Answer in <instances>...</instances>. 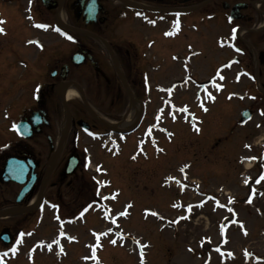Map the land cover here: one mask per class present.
Here are the masks:
<instances>
[{"label": "flooded vegetation", "instance_id": "1", "mask_svg": "<svg viewBox=\"0 0 264 264\" xmlns=\"http://www.w3.org/2000/svg\"><path fill=\"white\" fill-rule=\"evenodd\" d=\"M14 1L22 0H2L1 7ZM27 10L37 16L25 22L34 29L31 37L17 40L14 35L23 28L6 23L0 33L3 120L10 122L0 129L5 134L0 143V209L7 206L0 211V259L6 258V264L19 238L25 245H20L21 254L52 250L46 247L56 243L53 236L33 238L41 219L70 222L85 201L101 198L98 189L104 185L88 173L81 142L95 144L97 136L117 142L119 132L111 124L132 121L133 109L135 121H151L152 108L163 105L153 103V94L166 89L153 84L154 73L161 77L157 73L170 63L172 70L183 72L185 58H209L216 52L224 59L218 67L234 61L241 77L255 67L256 77L264 81V0H32ZM189 25L201 42L183 46L180 38ZM204 68L207 78L195 80L213 89L216 69ZM71 87L79 90L78 97L66 96ZM20 122L28 134H20ZM10 158L21 166L20 181L2 178ZM71 158L78 168L68 173ZM33 221L31 230L27 225Z\"/></svg>", "mask_w": 264, "mask_h": 264}, {"label": "rangeland", "instance_id": "2", "mask_svg": "<svg viewBox=\"0 0 264 264\" xmlns=\"http://www.w3.org/2000/svg\"><path fill=\"white\" fill-rule=\"evenodd\" d=\"M31 1H14L2 9L0 0V15L6 18L7 26L26 29L18 30L14 35L17 40L34 33L32 26L25 24L37 20L35 13L34 17L27 10ZM194 29L188 26L180 44L201 42ZM220 56L215 52L209 58H185L183 72L172 70L175 66L170 63L157 73L161 77H154V73L153 84L165 88L176 81L182 84L168 101L169 107L165 106L160 121L153 122L156 105L151 121L142 122L126 141L119 139L121 152L115 151L116 156L107 153L99 142H81L92 162L88 173L104 185L98 189L101 198L87 213L70 217V222H50L47 218L41 219L39 226L30 222L28 228H38L32 230L33 238L53 236L56 243L46 247L50 251L37 249L31 254L26 249L10 264H225L211 250L212 245L221 243L222 230L228 238L227 250L238 255L228 264H264V183L261 189L251 190L253 182L243 186L241 177L242 173L255 177L264 165V81L256 77L255 67L244 72V77L239 76V64L225 70L227 88L219 93L199 94L195 81L183 80L187 75L205 80L208 74L204 65L214 72L224 61ZM160 96V92L153 94V103L160 101ZM5 97L0 92V122L4 119ZM172 103L186 109L176 120ZM246 107L254 112L249 121L241 119V110ZM186 112L194 117L199 131ZM9 123L3 120L0 129ZM152 124L155 128L149 133ZM4 138L1 132L0 143ZM241 157L260 160L252 161L255 165L250 169L246 168L247 160L245 166L240 162ZM97 165L104 170L103 176L94 172ZM104 195L108 196L106 200ZM6 207L0 211H6ZM233 212L238 213L237 219H233ZM243 248L250 249L249 262Z\"/></svg>", "mask_w": 264, "mask_h": 264}, {"label": "water", "instance_id": "3", "mask_svg": "<svg viewBox=\"0 0 264 264\" xmlns=\"http://www.w3.org/2000/svg\"><path fill=\"white\" fill-rule=\"evenodd\" d=\"M242 115L244 119H249L251 117V112L249 110H246L243 112ZM76 166H77V161L74 160L72 162L71 159L69 165L67 166V170H68L67 172L68 173L72 172L73 170H75ZM19 172H22L20 170V164L15 160H10L5 167V172L3 173L4 181H9L10 179L18 180Z\"/></svg>", "mask_w": 264, "mask_h": 264}, {"label": "bare ground", "instance_id": "4", "mask_svg": "<svg viewBox=\"0 0 264 264\" xmlns=\"http://www.w3.org/2000/svg\"><path fill=\"white\" fill-rule=\"evenodd\" d=\"M78 95H79V92L74 87L69 88L68 91H67V97L68 98H72V97H75V96H78ZM135 113H136L135 111L132 112V115H133L132 116V121L126 122V123H123V124L120 123V124H117L116 126L119 127V128H128L129 126H131L135 122V120H134L135 119V116H134ZM246 164H247L246 168H250L252 166V162H247Z\"/></svg>", "mask_w": 264, "mask_h": 264}, {"label": "snow or ice", "instance_id": "5", "mask_svg": "<svg viewBox=\"0 0 264 264\" xmlns=\"http://www.w3.org/2000/svg\"><path fill=\"white\" fill-rule=\"evenodd\" d=\"M2 23H4L3 21H0V24H2ZM36 27H40V28H45V29H47V25H36ZM177 30H178V26H177ZM56 31H59V29H56ZM235 29H233V33H235ZM4 32V29L3 28H0V33H3ZM175 33H166V35H174ZM68 39H71V37L69 36L68 37ZM31 43V42H30ZM237 51H239V49H237ZM185 111H186V109H184ZM205 111H207V109L205 108L204 109ZM262 115H264V113H262ZM196 131H199V128H196L195 129ZM171 135V134H170ZM246 147H248V146H246ZM162 151V150H161ZM133 158H135V157H133ZM184 171V169L182 168L181 169V172H183ZM169 179H172L171 177L169 178ZM261 179H264V177H261ZM250 202V201H249ZM130 207V206H129ZM191 209L189 208V211H190ZM153 215H156V213H152ZM122 215H123V213H122ZM182 218H185V217H182ZM176 221H174L173 223H175ZM111 243H113V244H115L116 243V241L115 240H112L111 241ZM51 246H49V248H50ZM61 251H62V249H61ZM250 255V254H249ZM141 264H143V262H141Z\"/></svg>", "mask_w": 264, "mask_h": 264}]
</instances>
